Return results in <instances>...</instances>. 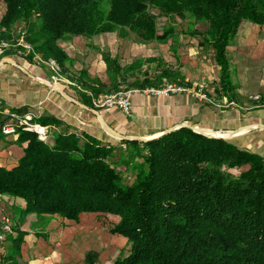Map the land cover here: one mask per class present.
<instances>
[{
    "label": "trees",
    "instance_id": "trees-1",
    "mask_svg": "<svg viewBox=\"0 0 264 264\" xmlns=\"http://www.w3.org/2000/svg\"><path fill=\"white\" fill-rule=\"evenodd\" d=\"M2 1L0 40L21 52L27 45V59L37 55L58 65L60 41L111 31L142 43L164 41L174 34L162 26V38L159 19H180L186 33L212 48L222 92L231 89L228 39L242 22H264V0ZM160 85L157 75L138 88ZM79 95L90 103L86 93ZM0 107L4 137L1 126L16 124L10 114L21 118L29 110ZM31 122L49 126L51 142L15 125L11 137L22 155L0 166V194L22 198L26 212L72 221L98 212L111 234L127 240L126 253L112 264H264V156L187 128L150 140H105L48 113ZM120 166L134 167L131 181Z\"/></svg>",
    "mask_w": 264,
    "mask_h": 264
},
{
    "label": "crops",
    "instance_id": "crops-1",
    "mask_svg": "<svg viewBox=\"0 0 264 264\" xmlns=\"http://www.w3.org/2000/svg\"><path fill=\"white\" fill-rule=\"evenodd\" d=\"M3 9L0 0V18ZM158 22L162 38V26L172 28L174 36L142 43L132 34L111 31L60 41L62 77L76 86L52 80L37 55L27 59L13 46L0 61V103L27 108L32 117L51 114L100 139H117L108 128L130 138L187 128L264 156V22H242L228 39L231 89L226 92L219 87L220 67L212 48L186 33V22L180 19L162 17ZM131 65L136 68L125 71ZM157 75L162 84L182 83L217 103L199 101L193 94L134 92L130 114L124 115L118 108L93 109L80 99L79 92L91 87L141 90L139 86H149ZM254 95L260 96L259 102L251 100ZM227 99L234 107L219 108ZM21 155L22 147L11 134L0 136V166L13 165ZM0 206L14 222L0 245V264H112L127 251L126 238L111 234L99 214L82 212L77 221L57 215L40 218L25 211L22 198L9 194H0Z\"/></svg>",
    "mask_w": 264,
    "mask_h": 264
},
{
    "label": "built area",
    "instance_id": "built-area-1",
    "mask_svg": "<svg viewBox=\"0 0 264 264\" xmlns=\"http://www.w3.org/2000/svg\"><path fill=\"white\" fill-rule=\"evenodd\" d=\"M15 46L11 44L7 40H0V61L4 56V52L10 48ZM25 49L24 56L26 52L30 49L27 45H23ZM38 57V60L48 67L51 72V78L54 81H64L66 84L70 86H76L75 83L64 79L61 75V68L53 59L42 60ZM79 89V87H77ZM80 90V89H79ZM89 99L91 108L97 110H110L112 108H118L120 112L124 115L130 114L131 109V97L134 92H143L146 94H154V95H169V94H193V96L199 101H205L209 103H217L210 97H208L204 92H194L191 88L185 86L184 84H179L176 82H167L159 87H146L144 89H125L121 88L117 91L109 92V93H94L92 91H84ZM252 101L259 102L260 96L254 95L252 96ZM234 103L232 100H222L218 103L219 108H229L234 107ZM2 112L0 107V113ZM10 118L16 121V124L9 123L1 126V132L4 135H9L14 133L15 125H21L24 129L33 131L37 138L41 141H46L48 138V134L50 131L49 126L40 125L38 123L31 122L32 115L26 114L23 117H18L15 114H10ZM12 226L11 218L5 214L2 210H0V245L5 241L6 234L10 231Z\"/></svg>",
    "mask_w": 264,
    "mask_h": 264
},
{
    "label": "rangeland",
    "instance_id": "rangeland-1",
    "mask_svg": "<svg viewBox=\"0 0 264 264\" xmlns=\"http://www.w3.org/2000/svg\"><path fill=\"white\" fill-rule=\"evenodd\" d=\"M153 12H155V10H152ZM252 100V99H251ZM47 142H51V138H48ZM121 167V171L123 172L122 169H126L123 173H122V177L124 179V181H131L133 178V166H120ZM0 210H2L4 213H6L3 209V206H0ZM90 213H94V214H99L98 212H90ZM11 218V217H10ZM110 219H115V217L113 216H109ZM15 221V219H13ZM98 220H100V217L98 218ZM14 222H12L13 224Z\"/></svg>",
    "mask_w": 264,
    "mask_h": 264
},
{
    "label": "water",
    "instance_id": "water-1",
    "mask_svg": "<svg viewBox=\"0 0 264 264\" xmlns=\"http://www.w3.org/2000/svg\"><path fill=\"white\" fill-rule=\"evenodd\" d=\"M174 129H169V130H166L165 132L159 134V135H155V136H152V137H148V138H144V137H136V138H130V137H126V136H121V135H118L116 133H114L112 130H110L108 128V131L113 135L115 136L116 138L118 139H129V140H150V139H153V138H156L164 133H168L170 131H172ZM197 133H200V134H203V135H208V136H211L209 133H206V132H197Z\"/></svg>",
    "mask_w": 264,
    "mask_h": 264
}]
</instances>
